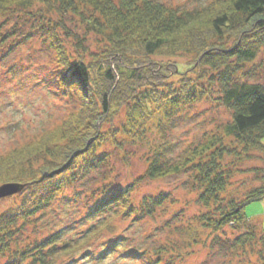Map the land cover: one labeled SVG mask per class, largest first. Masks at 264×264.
<instances>
[{"label":"trees","instance_id":"obj_1","mask_svg":"<svg viewBox=\"0 0 264 264\" xmlns=\"http://www.w3.org/2000/svg\"><path fill=\"white\" fill-rule=\"evenodd\" d=\"M16 12L32 18V29L8 44L18 24L11 32L2 28ZM70 17L78 19L83 36L69 28ZM0 19V50L10 51L35 29L41 31L54 50L50 84L78 103L55 128L0 157V184L25 185L16 194L20 201L0 214L5 264H25L29 258L28 264H57L106 230L113 235L96 253L87 252L90 258L121 255L144 264H176L177 255L185 262L177 253L184 242L187 255L210 244L212 251L236 258L230 264H264V227L245 214L264 197V170L241 167L254 152L264 159V79L253 80L259 71L251 68L260 56L264 67V0H211L191 10L157 0H0ZM90 33L102 46L87 58L84 42ZM64 37L72 39V52ZM179 52L193 54L191 76H184L176 61L156 59ZM215 93L228 119L177 155L163 141L151 140L177 111ZM143 149L145 172L117 184L112 158L130 164ZM98 171L104 180L84 196V204L86 217H97L99 224L74 243L63 240V229L31 244L22 241L37 215L68 197V190L77 197L76 185ZM245 172L249 180H239ZM181 175L186 177L182 196L138 192L144 180ZM116 219L155 220L181 241L174 234L175 240L154 250L128 246L127 235L114 232ZM228 227L240 234L228 237Z\"/></svg>","mask_w":264,"mask_h":264},{"label":"rangeland","instance_id":"obj_2","mask_svg":"<svg viewBox=\"0 0 264 264\" xmlns=\"http://www.w3.org/2000/svg\"><path fill=\"white\" fill-rule=\"evenodd\" d=\"M166 3L172 7L191 10L208 3L211 0H157ZM16 12L5 20L7 24L2 28L4 32L12 31L13 26L18 24V30L13 33L12 42H19L21 37L19 33L29 32L32 29L30 19L25 14ZM18 16V17H17ZM68 18L69 28L83 36L84 30L80 26L78 19ZM28 20V22H27ZM2 19H0V23ZM10 31V32H11ZM17 36V37H16ZM65 43L69 52L73 51L72 39L66 38ZM7 44V45H8ZM86 47V56L99 51L102 46L100 37L90 33L84 42ZM193 54L179 52L175 56L161 54L156 59L162 61H176L179 71L184 76L193 74L191 61ZM263 58L260 56L257 63L251 68L259 71L253 80L259 76L264 79V67L260 66ZM54 67V50L44 39L40 30H36L31 38L20 45L12 47L9 51L7 46L0 50V157L15 148L24 145L27 142L38 138L45 130L53 129L67 117L70 111L78 107L77 101L67 95H63L57 90V87L50 84L49 70ZM171 80L177 81L178 77ZM252 80V79H251ZM252 80V81H253ZM216 93L204 97L201 101L186 106L182 111H177L178 117L172 123L164 124L151 136L153 142L163 141L168 146V151L175 154L180 152L187 144L197 141L205 131L213 129L217 123L228 119L229 112L217 99ZM162 131V132H161ZM264 144V139H263ZM144 149L138 151L137 155L132 158L131 163H125L118 156L112 158V177L117 184L125 185L130 183L134 178L139 177L146 170L144 160ZM169 152L168 154H170ZM177 153V154H178ZM176 154V155H177ZM264 157V156H263ZM244 170L260 167L264 170V159L261 153L254 152L251 160L246 161L241 166ZM250 173L239 175V180L248 181ZM184 175L171 176L158 180H144L139 188L140 195L145 193H158L160 191L172 192L176 196L185 194ZM104 180L103 172L94 173L89 180H83L75 187L78 196H72V191L68 190V197H61L55 200L45 213L37 215L33 225L27 227L20 238L25 244L32 243L36 238L42 240L44 237L63 229V240L76 242L81 240L89 231V228L99 224L97 217H86L88 209L85 208L84 196L90 195L92 190L100 185ZM87 181V182H86ZM3 184V183H2ZM0 184V186L2 185ZM22 192V191H21ZM11 196L0 198V214L8 210L15 202H19L21 196ZM80 194V195H79ZM15 195V196H14ZM75 201H73V199ZM246 216L251 223L262 225L264 227V197L256 202L249 204L245 208ZM160 222V221H159ZM158 224V225H157ZM114 232L127 235L126 245L143 247L154 250L160 245L174 238L172 229L160 226L155 220H146L140 223L131 224L129 220L116 219ZM158 226L157 228H155ZM244 231V228H242ZM228 237L233 238L240 234L238 231L226 228ZM112 232L105 231L103 235L96 237L82 250L73 256H63L57 259V264H144L141 261L122 258V256H109L101 260L90 258L87 252L96 253L103 248L108 242ZM181 241V236L175 234ZM179 237V238H178ZM178 240V241H179ZM177 241V242H178ZM181 243V242H180ZM181 244L177 253L185 257V262H180L179 255L175 258L176 264H230L232 260L230 255L221 253L219 250L212 251L209 246H200L193 248L192 254L187 255L188 250ZM190 251V250H189ZM7 257H0V264H5ZM33 262V259H27L25 264ZM238 262V261H237ZM35 263V262H34ZM235 263V262H234ZM36 264H39L36 262Z\"/></svg>","mask_w":264,"mask_h":264},{"label":"water","instance_id":"obj_3","mask_svg":"<svg viewBox=\"0 0 264 264\" xmlns=\"http://www.w3.org/2000/svg\"><path fill=\"white\" fill-rule=\"evenodd\" d=\"M25 185L17 183H6L0 186V198L11 196L15 193L21 192Z\"/></svg>","mask_w":264,"mask_h":264}]
</instances>
